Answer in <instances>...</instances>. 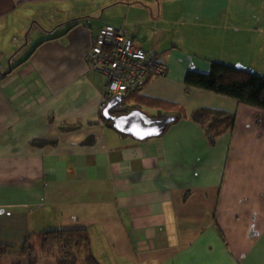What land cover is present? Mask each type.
Listing matches in <instances>:
<instances>
[{"label": "crops", "instance_id": "obj_1", "mask_svg": "<svg viewBox=\"0 0 264 264\" xmlns=\"http://www.w3.org/2000/svg\"><path fill=\"white\" fill-rule=\"evenodd\" d=\"M241 3L0 0V244L86 228L101 264H264V110L184 83L211 61L264 74V0ZM106 24L168 66L116 108L224 109L234 131L211 144L186 117L139 140L104 123L106 78L86 58Z\"/></svg>", "mask_w": 264, "mask_h": 264}, {"label": "trees", "instance_id": "obj_2", "mask_svg": "<svg viewBox=\"0 0 264 264\" xmlns=\"http://www.w3.org/2000/svg\"><path fill=\"white\" fill-rule=\"evenodd\" d=\"M13 69L14 67L12 66L10 71L1 75H7ZM184 83L187 93L191 92L193 88H198L264 110V74H258L222 61H211L210 69L207 72L189 69L185 75ZM140 89L141 87H138L131 91H139ZM137 99L139 100L138 103L141 102L140 100H145L153 107L160 105L170 106L172 108L171 111H168L164 116H174L175 119L168 127L182 118L189 117L192 121L201 125L211 144H215L221 134L233 132L236 126L235 112L211 107H197L190 114H187L185 107L175 102L151 99L141 95L137 96ZM129 110L128 108H116L110 112L111 115H118ZM101 119L108 126L114 127L111 116L107 117L101 112ZM50 142H55V140H32V143L37 145ZM0 264L101 263L93 253L88 230L86 228H73L54 229L29 234L19 247L0 244Z\"/></svg>", "mask_w": 264, "mask_h": 264}, {"label": "built area", "instance_id": "obj_3", "mask_svg": "<svg viewBox=\"0 0 264 264\" xmlns=\"http://www.w3.org/2000/svg\"><path fill=\"white\" fill-rule=\"evenodd\" d=\"M86 59L92 71L106 78L102 108L112 96H124L149 78L168 72L164 60L136 45L130 36L112 24L98 30Z\"/></svg>", "mask_w": 264, "mask_h": 264}, {"label": "water", "instance_id": "obj_4", "mask_svg": "<svg viewBox=\"0 0 264 264\" xmlns=\"http://www.w3.org/2000/svg\"><path fill=\"white\" fill-rule=\"evenodd\" d=\"M123 101V96H112L104 108V115L113 119L114 126L121 132L129 134L136 139L144 140L162 135L169 124L174 121V116L151 117L140 109H132L127 113L111 115V110Z\"/></svg>", "mask_w": 264, "mask_h": 264}, {"label": "rangeland", "instance_id": "obj_5", "mask_svg": "<svg viewBox=\"0 0 264 264\" xmlns=\"http://www.w3.org/2000/svg\"><path fill=\"white\" fill-rule=\"evenodd\" d=\"M255 7H257L258 10H260L262 8V5L259 3V0H242V3L238 6V9H235V11H237V12L249 11L250 12V11H252V9H255ZM194 27H195L194 29L192 27L193 33H200L201 31L204 30L203 27L198 26V25H195ZM0 47H2V46H0ZM0 49H2V51H5L4 48H0ZM18 49H19V47L17 48V50ZM17 54H18V52H15V53L13 52L11 55L14 57ZM21 54L22 53H20L19 55H21ZM19 55H17V56H19ZM190 57H193V55ZM4 60L5 59L1 60L0 62H3ZM197 61H199V60H197ZM199 62L202 63L203 61L200 60ZM9 68H10V66H9Z\"/></svg>", "mask_w": 264, "mask_h": 264}]
</instances>
